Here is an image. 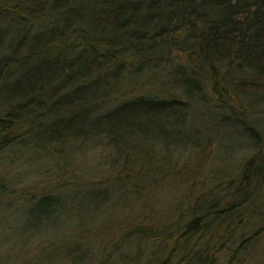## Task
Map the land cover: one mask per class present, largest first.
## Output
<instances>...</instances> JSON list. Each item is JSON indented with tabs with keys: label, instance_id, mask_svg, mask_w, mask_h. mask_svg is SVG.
Masks as SVG:
<instances>
[{
	"label": "trees",
	"instance_id": "16d2710c",
	"mask_svg": "<svg viewBox=\"0 0 264 264\" xmlns=\"http://www.w3.org/2000/svg\"><path fill=\"white\" fill-rule=\"evenodd\" d=\"M0 264H264V0H0Z\"/></svg>",
	"mask_w": 264,
	"mask_h": 264
},
{
	"label": "rangeland",
	"instance_id": "374dc122",
	"mask_svg": "<svg viewBox=\"0 0 264 264\" xmlns=\"http://www.w3.org/2000/svg\"><path fill=\"white\" fill-rule=\"evenodd\" d=\"M143 79H144V88L149 89L151 93L166 95L172 92L171 90L169 92L157 91L156 89L160 88L158 87L159 81L158 82L153 81V83L150 85L146 82L147 81L146 78H143ZM163 81H166V80H163ZM131 86L127 88V89H130V93H137V89L136 88L131 89ZM140 91H144V89ZM196 122H198V120L194 121V125L198 126ZM209 138L210 139L205 138L204 140L201 141V142L206 141V144L209 141V143L207 147V152H205L203 156L198 158L199 166L197 170L195 171L198 180H203V179L205 180L208 177L211 178L219 174L222 167L219 166L218 164L220 163L224 164L223 162L225 158L229 156H230V159L231 157L235 158L237 156H240L242 154V150L244 149V148L241 149L240 147V149L238 151L237 150L234 151V153H232L231 151H225L221 147V145L219 144L216 138L214 137H209ZM186 153H188V151H186ZM81 155L82 156L75 159L76 161H74V163L71 162L67 165V168L69 171L74 170L75 173L78 174V176H82L89 172L90 173L92 172L91 175H97V176L106 175L108 173V170L110 168L109 165L111 163H110V158L107 156V151L104 148L100 146L96 147L95 149L88 148L87 155L82 152H81ZM177 155H178V152H174V155L172 157L173 163L176 162ZM31 160L28 161V164L30 163ZM235 162L236 160L233 163ZM201 165H203L202 168H201ZM32 166L33 167H32L31 172L25 171L24 173L25 180H32L33 178H35L34 176H37L36 174L37 171H34V168H36L37 165L32 164ZM46 167L48 166L44 165L43 167H41L40 171H44ZM178 170L179 168H176L173 171L175 173H178ZM39 174L41 175V173ZM163 176L164 177H162L161 180H159L158 178H155L156 180L155 184H152L149 181L148 182L145 181L142 183L144 185H147V188L144 189V191L148 192L150 198L151 197L156 198L158 201H162L164 199L170 200V199H174L176 196L179 195V193H181L182 189L180 188V179L178 176L174 174L172 175L167 174V176L166 175H163ZM149 180H153V178ZM149 186H150V189H149ZM118 203H119L118 206L115 207L113 205L105 212V214H107L106 216L107 221H110L109 222L110 225L114 223L113 218H116L122 210H126L125 212L127 213L128 210L131 209V206L129 205L128 201H118Z\"/></svg>",
	"mask_w": 264,
	"mask_h": 264
}]
</instances>
